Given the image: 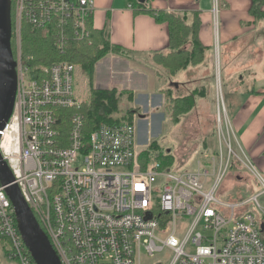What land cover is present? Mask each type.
<instances>
[{"label": "built area", "instance_id": "obj_1", "mask_svg": "<svg viewBox=\"0 0 264 264\" xmlns=\"http://www.w3.org/2000/svg\"><path fill=\"white\" fill-rule=\"evenodd\" d=\"M11 48L17 92L12 115L0 128V152L62 264H264V214L250 200L224 203L219 186L234 166L264 176L239 145L219 103V153L210 164L174 171L159 155L140 160L129 121L86 127L69 61L36 63L23 28L55 24L56 44L83 39L95 0H11ZM72 109L68 122L63 110ZM145 150V149H144ZM234 165V166H233ZM237 169V168H234ZM0 240L18 264H37L18 228L15 209L0 181ZM167 251L166 262L153 261Z\"/></svg>", "mask_w": 264, "mask_h": 264}, {"label": "crops", "instance_id": "obj_2", "mask_svg": "<svg viewBox=\"0 0 264 264\" xmlns=\"http://www.w3.org/2000/svg\"><path fill=\"white\" fill-rule=\"evenodd\" d=\"M252 4V0H95L93 28L119 50H110L96 62L90 88L114 89L132 100L133 105L138 102L136 94H144L145 102L151 106H163L165 94L180 91L193 97L192 110L199 117L202 111L216 107L217 53L220 85L235 131L233 142L241 145L264 176V16H253ZM170 16L181 19L188 27L184 50L193 51L196 31L205 47L202 58L190 60L174 72L155 61L160 54L176 52L171 48ZM147 75L158 84L152 80L147 89L143 82ZM154 96L162 97L153 100ZM216 134L215 131V137ZM200 140L207 149L202 135Z\"/></svg>", "mask_w": 264, "mask_h": 264}, {"label": "rangeland", "instance_id": "obj_3", "mask_svg": "<svg viewBox=\"0 0 264 264\" xmlns=\"http://www.w3.org/2000/svg\"><path fill=\"white\" fill-rule=\"evenodd\" d=\"M185 42L186 44L188 43L187 40H185ZM109 53L110 52L107 54ZM159 58L160 56H156L155 61L160 62ZM149 64L153 63L149 61ZM214 66L216 69L215 77L218 88L217 92L214 94L216 107L210 111H202L199 117L197 116L196 111L191 110L188 113L178 112L179 120L177 118H173V113H171L175 107L173 100L172 103L168 105L164 104L163 106H151L145 102L146 96L144 94H136L135 99L138 98V102L136 101L133 105V101L128 97H125V95L121 96V100L118 105L120 112L115 114L119 115L121 118H125L123 112L125 113L132 109L136 111L134 113V117H132V121L135 125L138 136V146L140 150H142L140 153V160L142 162H145L148 155L151 153L159 156L162 155L161 152L169 153L173 156V160L168 165H170L174 171L183 172L186 170L197 169L198 161L200 159L204 163L210 164V158L208 157L217 156L216 150L218 149L219 142L218 139L216 140L217 134L215 137V131L218 133V118L220 114V106L218 105V102L224 104L226 103L225 106L227 105L226 96L222 92L220 85L217 53L215 56ZM152 80L155 81V84H158L156 79H152L151 77L149 78L148 75L147 77H144L143 82L147 89L151 88ZM75 84L78 97L82 99L84 103L86 102L88 104L91 96L89 77L80 66H77L75 70ZM172 86H174V83H172ZM168 95H171V99H174L175 96L178 97L179 95L184 96L183 92L174 91L173 93L165 94L164 99L167 100L166 102H170V100L167 99ZM154 97L155 98L153 100H156L162 96ZM200 109L204 110L203 107ZM164 112L166 114H164ZM225 112H227V108ZM141 114H145L146 117H141ZM226 117L230 122L227 113ZM201 135L204 140L207 141L206 145H208V148L205 150L202 147L203 141L200 140ZM234 144L238 149L240 148L237 143ZM147 149L149 150L148 152H146ZM242 170L243 169L236 166L229 169L219 186L217 197L224 203L250 200L247 209L251 210L256 216L261 217L264 213L259 208L256 201L252 200V198L257 194H260L263 188L256 181L254 176L248 174L247 172H243ZM258 200L260 205L264 208V194L260 195ZM9 246L10 245L7 241L0 240V264H18L17 261L10 260L8 258L7 251ZM168 259L169 253L167 251H162L155 255L153 261L160 260L162 262H166Z\"/></svg>", "mask_w": 264, "mask_h": 264}, {"label": "trees", "instance_id": "obj_4", "mask_svg": "<svg viewBox=\"0 0 264 264\" xmlns=\"http://www.w3.org/2000/svg\"><path fill=\"white\" fill-rule=\"evenodd\" d=\"M253 4L250 8V13L258 18L264 16L263 4L264 0H252ZM172 17V16H170ZM87 26L90 31L88 37L81 40L70 37L65 42L63 49L59 48L56 44V35L54 34L55 24H52L48 29H33L30 26H24V45L28 52L34 55L36 63L41 65H50L56 61H69L77 66L83 68L84 72L88 74L89 80L92 82L94 68L96 62L106 55L110 50L117 52L119 47L111 46L105 36L99 31H95L93 28V20L87 21ZM198 21H196V24ZM170 34H171V48L176 49L175 53H170L168 56L159 55V61L170 72H174L177 69L182 68L190 60L196 61L202 58L205 47L198 40L197 31L195 33V41H193V51L187 52L184 50L186 44V35L188 33V27L183 24L181 19L172 17L169 19ZM56 31V30H55ZM178 50V51H177ZM123 93H117L116 90H104L100 88L91 87L90 101L82 103L80 107V113L84 114L86 127H95L101 122H120L129 121L133 123L132 117H134L135 110H128L123 112L125 118H121L117 112H120L118 105ZM131 95H129L130 97ZM131 98V97H130ZM170 102H166V105L174 102L173 111H171L172 117L179 120L178 112H189L195 107V102L192 96H182L171 99ZM173 98V97H172ZM73 111L69 109L63 110V126L66 129L64 121L67 123L70 117V113ZM116 113V114H115ZM115 114V115H114ZM88 127V128H89ZM90 129V128H89ZM149 150L147 149L146 152ZM160 159L163 161V165H168L173 156L169 153L161 152Z\"/></svg>", "mask_w": 264, "mask_h": 264}, {"label": "water", "instance_id": "obj_5", "mask_svg": "<svg viewBox=\"0 0 264 264\" xmlns=\"http://www.w3.org/2000/svg\"><path fill=\"white\" fill-rule=\"evenodd\" d=\"M144 2L145 0H139ZM12 3L0 0V128L12 115L16 92V62L11 48ZM0 181L15 209L19 231L37 264H62L53 244L27 203L7 162L0 152ZM264 229V224H262ZM160 264V263H158Z\"/></svg>", "mask_w": 264, "mask_h": 264}]
</instances>
